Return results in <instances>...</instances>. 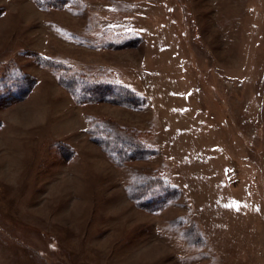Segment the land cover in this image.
Returning <instances> with one entry per match:
<instances>
[{"label":"rangeland","instance_id":"374dc122","mask_svg":"<svg viewBox=\"0 0 264 264\" xmlns=\"http://www.w3.org/2000/svg\"><path fill=\"white\" fill-rule=\"evenodd\" d=\"M30 53L145 105L77 102ZM0 96V264H264V0H0ZM116 140L154 153L115 164ZM157 172L178 193L150 212Z\"/></svg>","mask_w":264,"mask_h":264},{"label":"trees","instance_id":"16d2710c","mask_svg":"<svg viewBox=\"0 0 264 264\" xmlns=\"http://www.w3.org/2000/svg\"><path fill=\"white\" fill-rule=\"evenodd\" d=\"M68 0H33L34 4L39 8H61L66 5ZM123 38L118 41L109 39L103 40L106 46L103 47H125L135 44L137 38ZM99 41V38H98ZM35 63L42 67H48L57 74V80L77 102H87L90 100H107L126 104L130 107L140 109L145 105L146 99L136 91L120 84L107 76L92 75L81 70H74L71 65L45 57L40 53H30ZM11 83L3 90V96L6 98H21L30 91L34 85L26 73L18 70L10 71L9 77ZM10 82V81H9ZM0 96V97H1ZM143 140L130 142L127 144L124 140H116L110 142L109 156L115 164H123L133 159L146 157L153 154L154 149L150 148ZM132 145V146H129ZM178 193V188L171 182L163 178L158 172L154 173L144 183L135 184V189L131 194V198L136 200L139 206L144 207L148 211H156L167 204ZM146 196V197H145Z\"/></svg>","mask_w":264,"mask_h":264},{"label":"snow or ice","instance_id":"6c2138e0","mask_svg":"<svg viewBox=\"0 0 264 264\" xmlns=\"http://www.w3.org/2000/svg\"><path fill=\"white\" fill-rule=\"evenodd\" d=\"M232 206H236V207H238V205H232Z\"/></svg>","mask_w":264,"mask_h":264}]
</instances>
